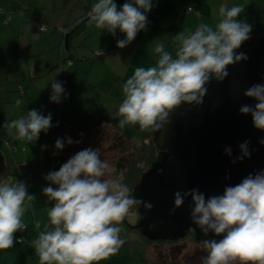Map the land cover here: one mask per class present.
<instances>
[{"label": "clouds", "instance_id": "obj_1", "mask_svg": "<svg viewBox=\"0 0 264 264\" xmlns=\"http://www.w3.org/2000/svg\"><path fill=\"white\" fill-rule=\"evenodd\" d=\"M152 7L153 0H127L118 10L114 0H96L88 22L113 36L119 30L124 39H117L116 47L124 48L146 30ZM244 10V5L221 4L214 27L200 23L194 31L178 32L173 41L178 44L175 56L163 43L157 44L155 66L137 67L122 86L118 127L138 126L141 131L155 133L170 122L169 114L180 105L200 106L212 80L223 82L229 66L248 59L237 52L252 32V26L239 19ZM38 28L39 32L47 30L44 24ZM65 95L63 82L52 81L50 102L60 103ZM243 95L255 103L242 104L239 114L250 115L252 126L264 132V83L253 84ZM15 103L20 106L23 101ZM52 126L51 113L44 115L36 109L3 125L9 135L28 144H34L41 132L47 133ZM65 143L74 141L58 138L54 147L62 150ZM258 143L264 146V137ZM249 144L245 140L239 145L240 155L232 163L250 158ZM225 154L232 155L230 147L225 148ZM44 178L48 186L42 193L52 207L47 209L49 223L33 242L38 264H98L116 255L126 242L119 225L130 210L152 208L150 202L132 195L124 174L102 160L96 148L78 151ZM27 187L23 181H0V250L23 242L14 234L24 231L22 217L35 199ZM188 197L192 224L205 237L209 233L222 237L200 241L207 252L202 264H264V169L225 186L219 195L206 197L195 188L176 191L173 211ZM35 227L40 229L39 221Z\"/></svg>", "mask_w": 264, "mask_h": 264}, {"label": "crops", "instance_id": "obj_2", "mask_svg": "<svg viewBox=\"0 0 264 264\" xmlns=\"http://www.w3.org/2000/svg\"><path fill=\"white\" fill-rule=\"evenodd\" d=\"M260 1V6L253 7L244 0H153V7L147 13L146 30L137 33L128 46L117 48V41H113L111 34L97 29L94 24L88 22V18H84L96 0H51L49 4H41L40 1L32 3L31 0H0V152L3 155L5 151L11 152L12 164L18 163L21 168L24 167L29 186L28 192L31 194V178L46 183L44 178L46 175L34 172L35 164H40L42 168L51 171L53 162L51 133L50 128L47 133L42 132L34 144L16 140L14 136L9 135L3 125L23 115L19 113V107L15 103L17 99L23 101L20 106H26L25 112L29 110L30 104H33L35 109L36 104L44 105V109L40 112L47 113L51 108L55 113L54 118L57 119L65 110L59 109L57 103L50 102L51 82L57 79L58 82H63L65 96L69 97L73 89L72 82H79L74 76L75 72L79 71V65L75 64L77 57L83 61L91 59L93 54L98 57V62L102 65L108 58L114 60L116 64L122 63L125 65L124 69L119 72L113 69L112 72L115 75L117 73V78L126 81L134 74L137 67L147 69L155 66L158 54L154 49L157 44L163 43L165 50L175 56L178 44L173 41L178 32L194 31L200 23L214 27L219 20L218 8L221 4H227L229 7L244 5L245 10L239 19L250 24L254 31L262 28L264 0ZM114 2L119 10L127 0H114ZM189 6L192 9L188 11ZM8 15L10 20L5 22ZM40 24L46 25L47 30L39 32L38 29L39 33L35 34L34 26L38 27ZM57 26H62L63 31L58 30ZM252 32L251 35L254 34ZM118 39H124V34L119 32ZM2 41L9 44L6 46ZM35 43L43 45L39 48L41 51L32 50ZM22 45L23 49H21ZM26 46H28L27 50L24 49ZM50 50L52 52L48 53ZM6 56H10L9 59H5ZM138 56L145 58L144 61H135ZM66 59H72V65L58 71L57 62ZM115 82L119 83L117 80ZM77 86L79 90L85 87V85ZM64 109L87 113L76 108L64 107ZM51 123L54 124L53 119ZM11 147H15V150L10 149ZM3 161L2 169L8 163V159L4 157ZM18 167H13V172ZM28 168L33 169V176ZM12 175H6L1 181H10ZM39 199L42 203L41 194ZM36 203L39 201L33 200L22 217L25 223L24 246L31 250L34 239L45 229L46 218L41 219L40 216L34 215L33 209ZM37 221L40 222V229L35 227ZM30 258H34L38 264L35 253Z\"/></svg>", "mask_w": 264, "mask_h": 264}, {"label": "water", "instance_id": "obj_3", "mask_svg": "<svg viewBox=\"0 0 264 264\" xmlns=\"http://www.w3.org/2000/svg\"><path fill=\"white\" fill-rule=\"evenodd\" d=\"M237 52L248 59L229 66L223 82L212 80L200 106L180 105L169 114L170 122L155 132L160 151L133 192L136 199L152 204L150 211L138 208L141 218L136 227L148 238H177L192 231L200 241L221 239L212 233L205 237L192 224L190 197L173 211V194L195 188L206 197L219 195L225 186L264 169V146L258 143L264 132L252 126L250 115L239 114L242 104L255 103L243 92L264 83V32L252 34ZM245 140L250 141V158L232 163ZM226 147L231 156L225 154ZM3 160L0 152V171Z\"/></svg>", "mask_w": 264, "mask_h": 264}, {"label": "rangeland", "instance_id": "obj_4", "mask_svg": "<svg viewBox=\"0 0 264 264\" xmlns=\"http://www.w3.org/2000/svg\"><path fill=\"white\" fill-rule=\"evenodd\" d=\"M39 1L41 2V4H49L51 0H31L32 3H36ZM244 2H248V4L253 7H258L260 6L261 1L244 0ZM59 27L61 26H57L56 28L60 31H63L59 29ZM34 28V33L38 34L39 28L37 26H34ZM116 35L118 38L119 30L117 31ZM113 41L115 42L116 40L113 39ZM3 42L4 41H2V43ZM4 43L6 46L9 44L8 42ZM38 44L39 45L35 43L32 47V50H34L35 52L41 51L39 48L43 46L40 43ZM36 45L38 47H36ZM21 49H23V45ZM24 49L27 50L28 46H26ZM52 50H50L48 53L52 52ZM92 56L93 57H91V59H84L83 61L80 59V57H77L78 59H75V64L79 65V71H76V74L74 76L79 82L73 81V89L71 95L69 97L64 96L62 98V102L57 103L58 108L62 111H67L66 109H64V107H66L69 109L76 108L87 113H91L96 108H100L101 110L105 111H114L115 109H117L116 112H118V107L124 98L122 93V81L124 80L117 78V73L116 75L113 74L112 70L115 69L116 72H119L125 68V65L122 63L116 64L115 61L110 60V58L106 59V63H103L102 65L100 62H98V57H95V55L93 54ZM9 57L10 56H6L5 59H9ZM144 59L145 58H143L142 56H138V58H135V61L142 62L144 61ZM66 62L67 65H71L73 63L72 59H66ZM59 63H61L60 60L57 62V64L59 65ZM115 80L119 81V83H116ZM77 85H85V87L82 88V90H79L77 88ZM18 107L19 113H26L25 105ZM32 109H35V106L33 104H30L29 110ZM43 109L44 105L38 106L36 104V110L40 112V110ZM48 110L49 111L47 113H44V115H48L49 113H51V119H53L55 122L56 119L54 118V111L52 112L51 108H49ZM120 118L121 117L119 116L118 119ZM133 128L134 126L128 125L125 127V131L129 133ZM135 132L133 133L134 137L132 138V140L135 143H138L140 142L141 138L135 137L137 134ZM41 135L42 132L40 136ZM67 138H70L72 141H74V143H65L61 165L78 151L86 148H96L97 150L101 149L102 151L100 154V158L102 160H107L112 165L114 164L111 155L105 151L106 144L102 139H99L97 135L94 136L90 135L88 132L77 130L71 132ZM75 141H79V143H75ZM10 153L11 152L5 151L4 155L3 153L2 155L8 159V171L10 173H13V167H15V165L12 164V153ZM111 153L113 152L111 151ZM29 171L32 172L31 176H33V169H29ZM34 172L41 175L42 173L44 175L49 173V171L42 168L40 164H35ZM15 180L16 176L13 174L10 182H14ZM30 183L31 194H34L36 196L34 201H39V203H36L35 208L33 209L34 215L40 216L41 219L46 218L44 220V223L45 225H47L49 223L47 209L51 206V202H48L47 197L43 195L42 189L48 186V182L46 181V183L44 184L41 183V181H36L35 178H31ZM40 194L43 201L42 203L40 199L38 200ZM140 218L141 216L137 211L129 212L124 221H122V223L119 225L122 229L120 236L121 238L125 239L126 242L120 248L119 252L116 255L110 256L105 260H101L98 262V264H202V257L206 256L207 252L199 242L200 240H195L194 235H192L190 232L184 234L183 236H178L179 238L177 240H172L171 242L153 241L154 238H150L152 240L149 242L144 237L141 229L139 227L133 226L137 225ZM157 239L167 238L157 237ZM24 244V242L14 243V246L10 249L0 250V264H36L35 259L30 258V256L34 254L35 251L26 248Z\"/></svg>", "mask_w": 264, "mask_h": 264}, {"label": "trees", "instance_id": "obj_5", "mask_svg": "<svg viewBox=\"0 0 264 264\" xmlns=\"http://www.w3.org/2000/svg\"><path fill=\"white\" fill-rule=\"evenodd\" d=\"M9 20H10V15ZM88 17L84 15V18ZM6 19V18H5ZM8 20V21H9ZM7 21V22H8ZM6 22V21H5ZM80 24V22H79ZM254 34H259L264 32V26L257 30H252ZM72 65V64H71ZM70 66L67 65L66 60L61 61L59 65L56 66L58 71H61L65 68ZM58 81V79H57ZM123 84L126 81H122ZM117 109L114 111H105L101 110L100 108L94 109L91 113H81L76 111H64L61 113L57 119L55 120L53 126L50 128L51 133V144L53 148V162L51 166V171L59 170L61 166V159L63 158V149L56 150L54 145L55 141L60 138L64 139L67 138L68 135L77 130H81L83 132H88L90 135H97L99 139H102L103 142L106 144L105 151L108 152L113 161V165L117 169V173H123L125 176V183L132 189V195L134 189L142 179L143 175L147 173L151 168L156 159L160 148L156 144L155 141V133L144 132L139 129L138 126H134L132 131L127 133L124 129H120L118 127V117L119 114L116 112ZM136 131V132H135ZM137 133L135 137H140L141 140L138 143H135L132 138L134 137L133 133ZM147 139V140H146ZM15 150L14 148H10ZM99 154H101V149L97 150ZM111 151L113 153H111ZM24 164V163H23ZM8 163L6 166H3V169L0 172V181L8 174H14L16 176L17 181H23L27 186V180L25 177V169L20 167L18 163L15 166H19L14 170L13 173H10L7 169ZM53 187H55L53 185ZM29 186L27 187V190ZM134 196V195H133ZM52 207V202L51 206ZM137 211L138 208L134 207L130 210ZM24 230H25V223ZM136 227V225H133ZM22 231L15 233L16 239H22L24 241V235ZM192 235V231H188ZM187 232V233H188ZM39 234L36 236L34 241L38 238ZM144 237L150 242L152 239ZM177 238H167V239H157L154 238L153 241H160V242H171L172 240H177ZM195 240H197L194 237ZM33 241V242H34ZM199 241V240H197ZM200 242V241H199ZM33 246V243H32ZM33 250L34 247H33ZM35 253V252H34Z\"/></svg>", "mask_w": 264, "mask_h": 264}, {"label": "built area", "instance_id": "obj_6", "mask_svg": "<svg viewBox=\"0 0 264 264\" xmlns=\"http://www.w3.org/2000/svg\"><path fill=\"white\" fill-rule=\"evenodd\" d=\"M178 9H180V7H178ZM191 9H192L191 6L187 7V10H188V11L191 10ZM90 10H91V8L87 11L86 16H88V13L90 12ZM8 20H9V16L6 17L5 21L7 22ZM59 29L63 30V27L61 26V27H59ZM117 31H118V30H117ZM113 39L117 41V39H118V38H117V35H116V36H113ZM116 41H115V42H116ZM1 139L3 140V138H1ZM12 148H14V147H12ZM22 169H23V168H22ZM23 225H24V224H23ZM18 232L21 233L22 231H19V230H18Z\"/></svg>", "mask_w": 264, "mask_h": 264}]
</instances>
